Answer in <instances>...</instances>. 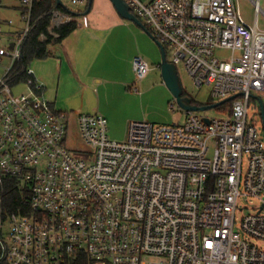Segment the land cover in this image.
<instances>
[{
    "label": "built area",
    "instance_id": "obj_1",
    "mask_svg": "<svg viewBox=\"0 0 264 264\" xmlns=\"http://www.w3.org/2000/svg\"><path fill=\"white\" fill-rule=\"evenodd\" d=\"M19 1L23 27L0 31V264H264L254 242H264L259 0L253 24L236 0H125L168 61L182 63L197 88L211 86L212 104L236 97L224 117L191 111L181 124L130 121L122 140L111 138L104 114L80 113L79 150L67 143L69 115L47 99L31 66L35 82L13 92L34 27V0ZM57 7L52 25L73 19ZM132 66L137 80L151 71L140 54ZM251 101L261 128L249 118ZM8 178L23 206L10 212ZM242 199L257 203L250 210Z\"/></svg>",
    "mask_w": 264,
    "mask_h": 264
},
{
    "label": "crops",
    "instance_id": "obj_2",
    "mask_svg": "<svg viewBox=\"0 0 264 264\" xmlns=\"http://www.w3.org/2000/svg\"><path fill=\"white\" fill-rule=\"evenodd\" d=\"M80 5L86 8L78 11L81 14L75 18L77 29L61 42L51 43V55L35 60L32 68L57 110L76 120L80 113L100 112L108 119L111 138L119 140L125 138L127 128V119L120 117L122 100L141 97L142 86H150L143 81L151 71L137 80L132 59L140 54L160 71L161 46L140 19L135 22L123 18L111 0H92L89 11V0ZM16 11L17 19L12 25L8 23L6 35L23 27L21 5ZM164 85L158 72L149 89H165ZM185 117L184 111V120ZM142 118L139 114L134 119Z\"/></svg>",
    "mask_w": 264,
    "mask_h": 264
},
{
    "label": "rangeland",
    "instance_id": "obj_3",
    "mask_svg": "<svg viewBox=\"0 0 264 264\" xmlns=\"http://www.w3.org/2000/svg\"><path fill=\"white\" fill-rule=\"evenodd\" d=\"M63 4L71 11L78 12V11H84L86 6L80 5V4H73L70 2V0H61ZM239 9L245 18V20L253 24L255 21V4L252 0H236ZM259 4L261 8L264 11V0H259ZM20 6L19 0H0V31L4 32L7 31L10 27L8 25V21L13 20L15 21L17 19V11L16 7ZM52 26H55L54 23ZM259 26L264 28V13L260 12L259 15ZM226 51H217V54L219 56H223L226 54ZM145 59L148 61V58L145 57ZM148 63L151 66V72L143 82L150 84V86L143 87L140 89L141 94H138L141 97L134 98L129 97L125 98L121 102V113L120 117L121 119H127L126 124L132 120V121H140V120H147L152 123H166V124H181L184 123V110L178 107L173 95L169 91L166 85L165 89L156 87V89L151 90L149 87L152 86V84L157 79V73L159 72V76L161 78V72L156 68H154L153 64L148 61ZM4 66L9 65V60L4 59L3 61ZM33 66V63L31 64V67ZM178 74L180 77V81L183 87L184 92L190 96L195 101L201 103V104H207L217 102L216 100H212L211 98V86L210 85H204L201 88H197L191 77L188 75V73L185 71L182 63L178 64ZM4 68H0V76L4 73ZM159 79V78H158ZM160 81V79H159ZM27 86L23 83L17 84L13 92L15 94H21L26 93ZM135 93V92H134ZM260 96L264 99V94H261ZM174 104V106H173ZM203 114H206L208 116H217V117H224L225 115H219L220 112H217L216 109L212 108L206 111L201 112ZM249 118L254 119L256 124L259 128L262 127V122L260 119V115L258 113L257 107L255 106V103L251 101L249 109ZM142 114V119H134L137 115ZM149 115V116H148ZM129 117H134L133 119ZM131 119V120H130ZM183 121V122H182ZM127 129V128H126ZM124 138V137H123ZM122 138V139H123ZM119 139V140H122ZM67 143L68 146L71 149L79 150L83 148L84 142L81 139L77 127V121L74 117L70 116L69 120V128H68V135H67ZM257 203V200L255 199H248V200H241L240 205L249 207L250 210H252V206ZM246 211V210H245ZM245 211L239 212V217L243 216ZM255 243H257L260 246L264 247L263 241L254 240Z\"/></svg>",
    "mask_w": 264,
    "mask_h": 264
},
{
    "label": "trees",
    "instance_id": "obj_4",
    "mask_svg": "<svg viewBox=\"0 0 264 264\" xmlns=\"http://www.w3.org/2000/svg\"><path fill=\"white\" fill-rule=\"evenodd\" d=\"M56 7V0H34L31 13V20L32 23H34V27L23 44L22 59L17 64L16 71L18 74L12 80L13 85L18 84L19 82H29L33 84L35 78L27 75L25 69L30 67L35 60L45 59L50 56L51 51L49 45L51 43L61 42L77 29L78 21L75 18L80 15L81 12H73L66 6L62 5L57 8L62 12L71 14L74 19L62 23L59 26H52L51 12ZM25 11V8L21 7V13L23 14ZM52 32L56 33L57 36L53 35ZM42 36H45V38H42ZM184 95L187 94L184 92ZM192 102L197 105H205L194 99H192ZM232 102L233 99L224 101L223 103L216 105L214 109L220 113H230ZM5 181V194L3 199L5 211L10 212L23 207L21 204L22 191L18 188L17 182L14 179L9 178Z\"/></svg>",
    "mask_w": 264,
    "mask_h": 264
},
{
    "label": "water",
    "instance_id": "obj_5",
    "mask_svg": "<svg viewBox=\"0 0 264 264\" xmlns=\"http://www.w3.org/2000/svg\"><path fill=\"white\" fill-rule=\"evenodd\" d=\"M115 8L118 10L119 14L126 19L133 20L135 22H139V19L131 12L130 7L128 6L125 0H111ZM92 0H89V8L91 7ZM65 6L61 0H56V6ZM161 46V63H160V71L161 77L164 84L167 86L171 94L173 95L178 107L183 109L185 112H203L209 109L214 108L219 103H223L224 101H228L230 99H234L236 97L232 96L227 100H223L222 102L215 103V104H208V105H197L193 104L192 98L190 96L184 95V90L180 81V77L178 74L177 66L169 62L167 60L165 48ZM258 100L261 104V114L264 124V104L261 98L258 97ZM206 122L209 121L208 118H204Z\"/></svg>",
    "mask_w": 264,
    "mask_h": 264
}]
</instances>
